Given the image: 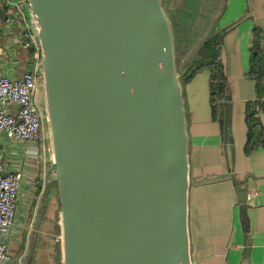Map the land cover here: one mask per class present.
<instances>
[{"label":"water","instance_id":"water-1","mask_svg":"<svg viewBox=\"0 0 264 264\" xmlns=\"http://www.w3.org/2000/svg\"><path fill=\"white\" fill-rule=\"evenodd\" d=\"M27 2L40 47L63 264H192L179 74L217 34L222 13L179 73L163 0ZM228 98L217 104L226 143ZM231 156L235 166L234 145Z\"/></svg>","mask_w":264,"mask_h":264},{"label":"crops","instance_id":"crops-1","mask_svg":"<svg viewBox=\"0 0 264 264\" xmlns=\"http://www.w3.org/2000/svg\"><path fill=\"white\" fill-rule=\"evenodd\" d=\"M209 1L220 8L215 18L222 13L217 34L222 49L220 81L226 90L217 95L212 72L204 68L183 86L192 264H264V72L259 74L262 68L253 60L255 54L264 55V0ZM0 8L4 12L0 16V76L20 77L28 69L40 70L41 56L20 43L22 23L15 9L8 0H0ZM224 96L229 97L231 121L227 143L217 108ZM231 145L235 146V166ZM0 162L6 170L23 175L16 221L8 237L11 264H20L33 240L38 245L61 220L51 143L0 136ZM245 193L248 198L241 204L239 198ZM61 236L62 226L48 240L60 252Z\"/></svg>","mask_w":264,"mask_h":264},{"label":"built area","instance_id":"built-area-1","mask_svg":"<svg viewBox=\"0 0 264 264\" xmlns=\"http://www.w3.org/2000/svg\"><path fill=\"white\" fill-rule=\"evenodd\" d=\"M22 23L20 43L25 49L40 47L32 29L27 0H8ZM41 74L39 69H28L20 77L0 76V136L14 137L31 144L43 140L44 112L40 103ZM16 107L14 111L12 108ZM19 170H6L0 162V264H11L8 237L16 221L17 202L22 183Z\"/></svg>","mask_w":264,"mask_h":264},{"label":"rangeland","instance_id":"rangeland-1","mask_svg":"<svg viewBox=\"0 0 264 264\" xmlns=\"http://www.w3.org/2000/svg\"><path fill=\"white\" fill-rule=\"evenodd\" d=\"M165 11L169 17L171 25L173 27L174 39H175V56L177 72H181V68L189 60L192 52L198 47L200 42L206 36L210 25L216 15L219 14L220 8L212 6L209 0H163ZM219 34V33H218ZM216 41V47L218 50V57L215 60V65L211 61H207L203 64L202 68L212 72L213 89L214 85H217V95L225 94V88H220L222 72L219 68V56L222 54L220 34ZM202 52V51H201ZM201 53L195 61L201 59ZM194 61V62H195ZM193 62V64H194ZM193 64L188 68L185 73L179 74V79L182 84L191 75ZM201 68V69H202ZM223 85V84H222ZM40 95L42 100L40 101L41 107L44 112L43 116V139L50 141V127L46 120L45 106L43 104V86L40 84ZM225 97V96H224ZM61 220H58L53 234L45 232L46 237L41 242L36 243L33 240L32 245L29 247V253L26 260L20 264H63V253L58 251V246L49 245L48 240L50 236L57 234L61 227ZM50 235V236H49ZM45 236V235H44ZM60 237V234H59Z\"/></svg>","mask_w":264,"mask_h":264},{"label":"trees","instance_id":"trees-1","mask_svg":"<svg viewBox=\"0 0 264 264\" xmlns=\"http://www.w3.org/2000/svg\"><path fill=\"white\" fill-rule=\"evenodd\" d=\"M217 39H218V37L214 36L212 38V40L202 50V52H201L202 58L194 62L193 68L190 71L191 75L188 76V78H191L197 71H199L205 62L211 61L212 64L215 63V60L218 57V50L216 47ZM29 50L31 51V53L34 52V48L29 49ZM253 60H255L256 64L259 66V68H262L261 72L259 74H261V73L263 74V72H264V55L258 56L257 54H255L253 57ZM220 88H223L222 84H220ZM214 90H215V85H214Z\"/></svg>","mask_w":264,"mask_h":264}]
</instances>
